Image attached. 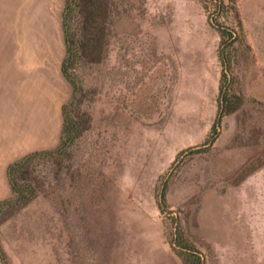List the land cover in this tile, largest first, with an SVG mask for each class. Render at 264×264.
Here are the masks:
<instances>
[{
    "label": "rangeland",
    "instance_id": "374dc122",
    "mask_svg": "<svg viewBox=\"0 0 264 264\" xmlns=\"http://www.w3.org/2000/svg\"><path fill=\"white\" fill-rule=\"evenodd\" d=\"M234 2L220 19L230 43L196 0H115L118 35L91 128L58 176L46 173L44 192L0 224L9 263L183 264L170 245L178 221L205 264H264V141L232 144L237 115L264 131V111L246 103L203 146L223 75V89L264 105V0ZM63 4L0 0V120L11 112L33 141L46 129V149L17 140L16 160L59 143L71 94Z\"/></svg>",
    "mask_w": 264,
    "mask_h": 264
},
{
    "label": "trees",
    "instance_id": "16d2710c",
    "mask_svg": "<svg viewBox=\"0 0 264 264\" xmlns=\"http://www.w3.org/2000/svg\"><path fill=\"white\" fill-rule=\"evenodd\" d=\"M196 1L207 13L208 22L218 29L221 41L227 38L233 43V34L224 28L220 19L228 10L235 9L234 0H229L228 4L225 0ZM116 14L115 0H64L61 13L64 56L60 72L70 85L71 94L61 107L62 128L59 143L53 149L29 153L8 165L10 196L0 202V224L44 192L48 186L46 173L56 178L63 162L74 157L79 141L90 130L91 107L98 94V85L104 81V66L109 58L112 39L118 35ZM223 79L226 81L224 75L221 78L217 113L210 138L203 146L214 142L223 118L233 113L242 114L246 103L264 111V105L257 100L245 101L243 97L223 89ZM243 116L244 112L236 117L238 132L232 140L233 146L257 145L264 141L261 138L264 132L262 128L256 122L252 124V120L246 125ZM240 130L247 136L240 134ZM201 152V149L194 150L195 154ZM166 189L167 186L162 185L157 198L162 208H166ZM172 225L174 228L170 234V245L183 264H205L201 254L185 239L180 223L177 221ZM165 226L171 224L165 223ZM0 260L2 264H11L1 243Z\"/></svg>",
    "mask_w": 264,
    "mask_h": 264
},
{
    "label": "crops",
    "instance_id": "0c3cea01",
    "mask_svg": "<svg viewBox=\"0 0 264 264\" xmlns=\"http://www.w3.org/2000/svg\"><path fill=\"white\" fill-rule=\"evenodd\" d=\"M1 103L3 102H0V104ZM4 105L6 104L4 103ZM7 109L9 108L7 107ZM12 112H14V110H12ZM10 113L7 116H4L2 120H0V192H7L8 190H10L7 179V167L11 162H14V160H16V149L19 146H23V144L29 146L33 141L31 133L33 131L32 126L24 124L22 121H20L18 124V128L20 130L18 131L17 122L14 119V115H10ZM40 127L42 128V126ZM41 128L38 131L39 141L33 142L36 143L34 144L35 147L38 146L39 143H42V146L36 147L33 150L46 149V129L44 131V134L42 135L40 131ZM17 140L19 143L18 147Z\"/></svg>",
    "mask_w": 264,
    "mask_h": 264
}]
</instances>
